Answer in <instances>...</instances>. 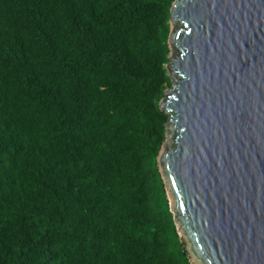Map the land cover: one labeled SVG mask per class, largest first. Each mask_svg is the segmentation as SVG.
I'll list each match as a JSON object with an SVG mask.
<instances>
[{
  "label": "trees",
  "instance_id": "obj_1",
  "mask_svg": "<svg viewBox=\"0 0 264 264\" xmlns=\"http://www.w3.org/2000/svg\"><path fill=\"white\" fill-rule=\"evenodd\" d=\"M175 0H0V264H195L160 170Z\"/></svg>",
  "mask_w": 264,
  "mask_h": 264
},
{
  "label": "water",
  "instance_id": "obj_2",
  "mask_svg": "<svg viewBox=\"0 0 264 264\" xmlns=\"http://www.w3.org/2000/svg\"><path fill=\"white\" fill-rule=\"evenodd\" d=\"M170 23L174 217L206 264H264V0H175Z\"/></svg>",
  "mask_w": 264,
  "mask_h": 264
},
{
  "label": "rangeland",
  "instance_id": "obj_3",
  "mask_svg": "<svg viewBox=\"0 0 264 264\" xmlns=\"http://www.w3.org/2000/svg\"><path fill=\"white\" fill-rule=\"evenodd\" d=\"M173 29H174V26H173ZM170 50H171V48H170ZM177 54L178 53H176L175 55L177 56ZM166 67H167V65H166ZM169 75H170V73H169ZM176 76L177 75L175 74V77ZM171 88H172V85L170 87H168L166 90H170ZM163 100L166 101L167 97L164 96ZM171 138H172V134H171V132H169L168 136H167V139L165 140V143H164L165 150L169 149V148H172L174 146L173 142H172L173 138L172 139ZM160 170H161V172L163 174V178H164V181H165V184H166L167 192L169 194L170 204H171L172 210L175 212V210H176V199H175V195H174V192H173L172 187H171L170 179H169V176H168V174L166 172V168H165L164 164H160ZM175 220H176V223H177V226H178L179 233L181 234V236L183 238V241H184V243L186 245V248H187V250H188V252H189V254L191 256L192 261L195 264H206V262L203 260V258L199 257L194 252L193 247H192V242L189 239L187 232L183 228L182 221L180 219H178L177 217L175 218Z\"/></svg>",
  "mask_w": 264,
  "mask_h": 264
},
{
  "label": "bare ground",
  "instance_id": "obj_4",
  "mask_svg": "<svg viewBox=\"0 0 264 264\" xmlns=\"http://www.w3.org/2000/svg\"><path fill=\"white\" fill-rule=\"evenodd\" d=\"M168 136V135H167ZM167 139V138H166ZM172 142H173V139H172Z\"/></svg>",
  "mask_w": 264,
  "mask_h": 264
}]
</instances>
